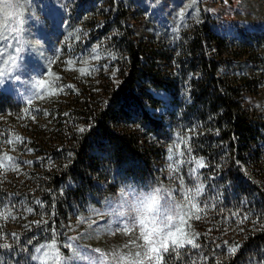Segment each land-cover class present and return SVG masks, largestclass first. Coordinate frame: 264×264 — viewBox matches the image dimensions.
<instances>
[{"label": "trees", "instance_id": "16d2710c", "mask_svg": "<svg viewBox=\"0 0 264 264\" xmlns=\"http://www.w3.org/2000/svg\"><path fill=\"white\" fill-rule=\"evenodd\" d=\"M157 8L140 0H83L69 16L64 38L49 41L51 62L27 58L7 83L0 133L13 146H0V152L10 151L13 159L7 169L0 167V264L23 260L21 240L44 250L82 231L75 222L82 225L98 199L117 190L120 169L132 175L137 161L151 165L165 146L141 128L163 132L170 143L174 132L162 115L171 99H183L199 118V133L186 150L193 168L185 173L202 161L197 174L206 179L219 163L211 188L228 178L232 183L217 212L242 207L249 219L261 220L253 199L264 197V29L252 44L242 42L215 30L214 19L201 12L183 30L158 31L151 21ZM140 15L151 25L140 26ZM23 152L36 162L22 166ZM239 161L258 186L240 179ZM6 215L15 220L13 230L5 227ZM258 227L248 230L252 243L246 248L264 239ZM204 252L203 258L215 259L211 245ZM42 254L31 264H51L53 257ZM66 261L83 264L84 258L75 250ZM232 261L229 255L211 264Z\"/></svg>", "mask_w": 264, "mask_h": 264}, {"label": "rangeland", "instance_id": "374dc122", "mask_svg": "<svg viewBox=\"0 0 264 264\" xmlns=\"http://www.w3.org/2000/svg\"><path fill=\"white\" fill-rule=\"evenodd\" d=\"M140 1L158 6L151 17L152 25L158 31L183 30L190 20L197 21L201 12L214 19L215 30L227 32L242 42L252 44L253 36L264 29V0ZM82 6L83 0H28L20 10V23L17 24L8 15L13 11L9 0H0V95L27 58L51 62L47 55L49 41L59 42L64 38L69 16ZM140 16V26L147 28L151 25ZM138 112L137 109L135 121ZM162 121L174 132L170 143L162 140L163 132H146L141 128L142 134L155 136L157 140L161 137L159 143L165 146L161 155H155L148 166L137 161L135 174L129 175L128 171L120 169L117 190L99 198L92 211L82 219V225L80 220L75 222L82 231L73 233L68 239L57 238L49 242V247L41 249L42 258L53 257L51 264H64L67 256L77 250L84 258L83 264H94L97 259L100 264H157L152 259L155 254L146 248L144 233L164 227L158 223L154 225L156 221L163 222L169 216L175 221L182 215L183 222L177 223L171 231L177 234V239L193 243H184L183 247L173 251L171 243L166 240L168 251L162 254V264H211V261L221 262L229 255L233 256V264H264V239L257 246L246 248L252 240L245 237L255 226L264 231V197L255 194L253 199L258 201L260 221L249 219L242 207L232 213L217 212L216 203L225 198L224 188L231 185L232 178L226 179L224 185L218 183L211 188L209 178L219 177V163L215 173L206 179L197 174L198 165L195 172L185 173V167L193 168L192 160H187L186 150L189 139L196 138L199 133L198 116L188 113L183 99H171ZM0 134V146H13L4 139L6 132ZM260 146L264 153V139ZM12 156L8 150L0 152V167L7 169L12 160L5 157ZM219 161L222 163L225 159L221 157ZM34 162L36 157L29 152H23L19 157L22 166ZM237 166L241 180L258 186V179L250 177L247 164L239 161ZM260 191L264 194V187ZM5 220L7 230H13L15 220L9 215ZM210 245L213 260L203 258ZM20 246L25 254L23 260L17 259L18 264H31L33 257L41 253L38 254L35 250L39 247L31 245L27 239L21 240ZM94 249L97 253L91 251Z\"/></svg>", "mask_w": 264, "mask_h": 264}, {"label": "snow or ice", "instance_id": "6c2138e0", "mask_svg": "<svg viewBox=\"0 0 264 264\" xmlns=\"http://www.w3.org/2000/svg\"><path fill=\"white\" fill-rule=\"evenodd\" d=\"M27 2L28 0H9V7L12 8L13 11L10 12L8 15L15 23L17 24L20 23V10ZM5 159L11 161L13 158L5 157ZM24 163H31V162L24 161ZM196 164L198 166H202V161H196ZM193 171L195 172V169H193ZM192 207H195V205H192ZM182 222H183L182 215L178 217V219L175 221L171 216L167 217V219L164 220L163 222L156 221L155 223H153L152 221H148V223H153L154 225L158 223L164 226L162 229H156L155 231L149 230L146 233H144L146 248H149L150 251L155 254V256L152 257V259H155L157 261V264H162V254L168 251V243H166V240L171 243L173 251H176L178 247H183L184 243H188V244L193 243L191 240L183 241L177 239V234L171 231L172 228L177 226V223H182ZM141 226H143V224H141ZM153 245H155V247H153ZM193 246L195 247L196 245L193 244ZM43 247H49V246L46 245ZM35 251L39 254L41 252V249L37 248ZM91 251L93 253H97V250L95 249ZM44 255L47 256L48 253H44ZM64 264H67V261H64ZM94 264H100V259H97L94 262Z\"/></svg>", "mask_w": 264, "mask_h": 264}]
</instances>
